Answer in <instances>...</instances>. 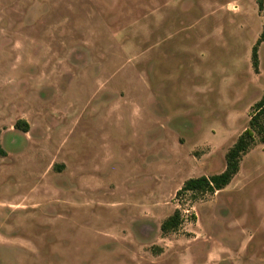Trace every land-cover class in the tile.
<instances>
[{
  "label": "rangeland",
  "instance_id": "374dc122",
  "mask_svg": "<svg viewBox=\"0 0 264 264\" xmlns=\"http://www.w3.org/2000/svg\"><path fill=\"white\" fill-rule=\"evenodd\" d=\"M263 31L264 0H0V264H264V144L176 196L248 126Z\"/></svg>",
  "mask_w": 264,
  "mask_h": 264
},
{
  "label": "trees",
  "instance_id": "16d2710c",
  "mask_svg": "<svg viewBox=\"0 0 264 264\" xmlns=\"http://www.w3.org/2000/svg\"><path fill=\"white\" fill-rule=\"evenodd\" d=\"M260 9H263L260 3ZM264 42V31L258 42L253 47L252 61L257 70L259 67V46ZM16 127L29 131V123L25 119H19ZM257 144H264V95L253 105V112L248 126L239 135L233 146L226 154V167L223 171L213 175H201L187 179L177 192L180 200L183 196H191L193 202L203 199L208 194H215L231 184L241 169L243 157ZM185 217L181 208L176 209L161 224L164 235L177 232L183 225Z\"/></svg>",
  "mask_w": 264,
  "mask_h": 264
},
{
  "label": "crops",
  "instance_id": "0c3cea01",
  "mask_svg": "<svg viewBox=\"0 0 264 264\" xmlns=\"http://www.w3.org/2000/svg\"><path fill=\"white\" fill-rule=\"evenodd\" d=\"M232 183V182H231ZM228 187V186H227ZM224 190V189H223ZM222 191V190H221Z\"/></svg>",
  "mask_w": 264,
  "mask_h": 264
}]
</instances>
